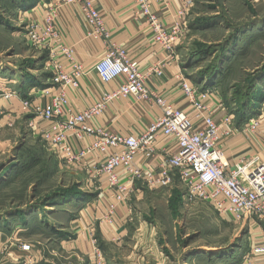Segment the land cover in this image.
Instances as JSON below:
<instances>
[{"label":"rangeland","instance_id":"374dc122","mask_svg":"<svg viewBox=\"0 0 264 264\" xmlns=\"http://www.w3.org/2000/svg\"><path fill=\"white\" fill-rule=\"evenodd\" d=\"M191 1L175 44L178 74L207 91L242 131L248 120L264 119V0ZM44 2L0 0V95L13 97L0 99V118L11 115L14 123L0 130V264H90L59 242L72 237L71 221L98 189L52 153L20 107L50 86L48 52L27 37L29 23H37L31 8ZM143 190L131 202L134 234L103 255L106 264H264L248 259L255 218L220 215L190 199L177 177L165 189Z\"/></svg>","mask_w":264,"mask_h":264},{"label":"built area","instance_id":"2783aa9c","mask_svg":"<svg viewBox=\"0 0 264 264\" xmlns=\"http://www.w3.org/2000/svg\"><path fill=\"white\" fill-rule=\"evenodd\" d=\"M61 1L77 6L89 38L108 42L109 31L103 16L95 8V0ZM132 1L138 15L146 20L154 43L166 52L169 61L176 63L175 44L181 37L182 23L192 1ZM169 2H175V10H170ZM53 17L52 8L40 24L29 23L27 37L31 44L48 52L50 86L42 93L50 88L54 91L47 104L25 101L20 102V107L28 116L29 128L38 132L64 165L84 174L88 185L103 178L106 209L100 224L112 228L118 205L127 199L136 183L149 190H159L169 187L177 177L190 199L208 202L220 215L234 221L253 217L264 228V163L241 172L227 169L222 144L233 135V126L226 113L219 117L220 108L211 100L210 94L199 91L178 74L175 79L189 112L168 104L145 84L148 74L161 76L162 66L157 64L147 74L140 73L137 62L110 43L105 55L94 64L93 72L100 82L114 83V89L102 93L83 111L71 113L65 90L77 89L84 72L75 63L72 50L58 43ZM12 98V94L0 95L1 101ZM117 100L151 103L158 108L159 114L139 135L112 133L93 126L92 120ZM13 125L11 115L0 118V130L11 129ZM263 127L264 119H251L240 132L251 138ZM160 142L174 144L176 152L155 159L153 167L140 166L138 162H150L155 157ZM71 143L82 148L74 151ZM113 239L119 242V238ZM22 252L28 254L30 247L23 245ZM258 255L264 256V244L251 249L248 259ZM25 260L30 261L27 256ZM89 260L90 264H106L95 245Z\"/></svg>","mask_w":264,"mask_h":264},{"label":"crops","instance_id":"0c3cea01","mask_svg":"<svg viewBox=\"0 0 264 264\" xmlns=\"http://www.w3.org/2000/svg\"><path fill=\"white\" fill-rule=\"evenodd\" d=\"M174 3L169 2L172 11L176 8ZM52 8L57 41L72 50L75 63L80 65L84 72L77 89L65 90L71 113L83 111L88 105L97 101L102 93L114 89V83L100 82L93 72L94 64L105 55L107 45L110 43L122 49L130 60L136 61L140 73L147 74L149 69L157 64L161 65L160 77L153 74L146 76L147 88L163 97L168 104L189 112V107L179 90V83L175 79L178 75L176 63L169 61L166 52L154 43L146 20L138 15L132 0H95V8L103 16L109 31L108 42L92 40L88 37V28L74 4H65L61 0H49L48 2L45 0L44 3L33 6L31 13L35 12L34 19L40 24L46 12ZM162 13L160 12V15ZM163 21L168 22L165 17ZM53 91L54 88L48 89L36 101L40 104H47ZM15 109L18 114L22 113L19 106ZM158 114V108L151 103L117 100L110 103L91 123L93 126L105 128L112 133L139 135ZM222 114L221 110L219 117ZM233 132V135L222 144V151L228 164L227 169L241 172L248 170L253 164L264 163V128L251 138L245 137L235 126ZM71 145L74 151L82 148L79 144L71 143ZM175 152L174 144L160 142L156 147L155 157L150 162L142 160L138 164L153 167L155 159ZM83 177L86 179L84 174ZM103 184V178H100L93 185H89L91 188L98 189L97 197L85 202L84 206L78 209L76 218L71 221L74 225L71 228L72 237L59 242L61 249L72 257L82 260L83 263L91 257L94 244L103 252V255L108 257V250L115 248L122 240H130L134 234L131 223L133 221L131 202L133 198L142 199L146 194L143 189H147L141 183H136L130 189L127 199L118 205L114 225L108 228L99 221L106 209L105 185ZM250 229L255 235L253 238L255 247L264 244V228L257 222L250 221ZM113 238H119V242H114ZM256 259L264 261L262 255L255 256Z\"/></svg>","mask_w":264,"mask_h":264}]
</instances>
